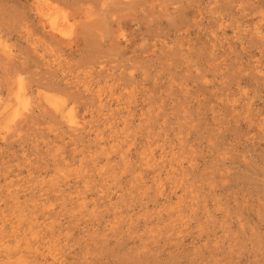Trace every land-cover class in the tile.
<instances>
[{
    "label": "rangeland",
    "instance_id": "rangeland-1",
    "mask_svg": "<svg viewBox=\"0 0 264 264\" xmlns=\"http://www.w3.org/2000/svg\"><path fill=\"white\" fill-rule=\"evenodd\" d=\"M0 44V264H264V0H0Z\"/></svg>",
    "mask_w": 264,
    "mask_h": 264
},
{
    "label": "bare ground",
    "instance_id": "bare-ground-1",
    "mask_svg": "<svg viewBox=\"0 0 264 264\" xmlns=\"http://www.w3.org/2000/svg\"><path fill=\"white\" fill-rule=\"evenodd\" d=\"M47 6V5H46ZM43 6L42 4H40V5H38V11H39V13H40V16H41V19L45 22V24L48 26V29L50 30V31H52L53 33H57V34H59L61 37L62 36H64L65 35V31H64V26H66L65 25V23H69V21H68V19L66 20V21H68V22H66L65 20H63L64 22H61L62 20L61 19H59V20H61V21H59L58 20V18H57V16H55L54 15V13H50V8L51 7H49V6ZM52 12V11H51ZM55 17H54V16ZM64 19V18H63ZM66 19V18H65ZM1 45V44H0ZM4 50H6V48H4ZM24 100V99H23ZM22 99H21V97H17V99H16V104L12 107V109L14 110V112L13 113H15L16 112V114L19 112V111H21V110H27L28 108L26 107L27 105H25V104H23L24 103V101H23ZM13 102H14V100H12ZM58 106V105H57ZM57 106H55L56 107V110L57 111H60V108H58ZM21 107H23L21 110L19 109V108H21ZM65 108V107H64ZM7 109V108H6ZM11 109V108H10ZM23 110V111H24ZM64 111V110H63ZM7 112V111H6ZM15 114V115H16ZM14 116V115H13ZM18 116V115H17ZM17 116H15L14 118H16ZM67 116V115H66ZM71 117V116H70ZM70 120H69V122H71V123H75V121L72 119V117L71 118H69ZM72 119V120H71Z\"/></svg>",
    "mask_w": 264,
    "mask_h": 264
}]
</instances>
